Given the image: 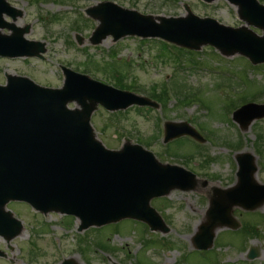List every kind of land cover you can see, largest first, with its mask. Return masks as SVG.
Returning <instances> with one entry per match:
<instances>
[{
	"label": "rangeland",
	"instance_id": "374dc122",
	"mask_svg": "<svg viewBox=\"0 0 264 264\" xmlns=\"http://www.w3.org/2000/svg\"><path fill=\"white\" fill-rule=\"evenodd\" d=\"M7 1L22 11L14 23L20 27L29 25L24 37L45 43L46 51L44 62L37 58L0 59L1 84L6 74H12L29 76L44 86L60 87L63 81L60 65H66L74 70L78 67L79 72L103 82H106L102 78L104 75L107 78L125 76L122 84L141 86V92L137 93L142 95L152 93L151 89L162 95L161 84L168 80L175 86L177 82L183 86L178 97L181 101L184 95L198 91L194 100L197 104L177 106L170 101L163 110L159 106L152 111L143 109L140 113L130 108L125 114H110L98 107L91 117L95 135L106 147L118 149L125 138H129L132 143L153 151L159 161L194 172L197 184L192 190L174 189L163 198L151 200V205L169 227L163 234L150 232L131 219L77 232L78 221L74 218L71 221L70 217L54 212L43 215L25 203H9L7 207L22 221L23 229L10 241L0 236V251L3 252L0 264H60L63 259H72L75 264H211L216 259V264H264V203L250 214L240 208L231 210L239 223L257 226L254 235L247 240L242 230L234 232L218 227L208 251L192 250L191 244L197 227L205 220L210 194L215 188H226L236 182V152L250 151L257 156L256 179L264 185V119L253 121L245 131L231 121L232 112L241 103L247 100L264 102V64L251 66L238 54L223 56L209 46L182 52V61L172 60L158 56V44H143L137 37H124L117 42L107 37L93 45L89 37L98 21L84 13L87 7L112 1L143 14L177 17L186 15L184 5H188L199 17H213L231 27L246 26L236 9L225 0L211 3L202 0ZM73 22H77V26ZM70 24L77 31H73ZM2 32L8 33L7 30ZM76 34L81 37L80 43ZM114 50L116 53L112 55ZM86 61H91L88 66L99 71L94 69L95 74L83 72ZM156 118L161 120V128L165 120L199 123L208 132L206 142L200 147L182 137L167 145L165 152L162 132L159 141L156 140ZM232 143L239 146L227 145ZM142 237L163 239L165 245H158L153 239L149 243L155 245L147 246ZM215 243L217 248L212 249ZM249 248L257 252L252 260L246 258Z\"/></svg>",
	"mask_w": 264,
	"mask_h": 264
},
{
	"label": "water",
	"instance_id": "95a60500",
	"mask_svg": "<svg viewBox=\"0 0 264 264\" xmlns=\"http://www.w3.org/2000/svg\"><path fill=\"white\" fill-rule=\"evenodd\" d=\"M229 1L239 6L240 17L246 23L264 30V8L255 0ZM0 3L5 5L3 11L15 12L3 0ZM100 6L104 8L88 9L100 21L91 38L93 43L109 34L114 40L127 34L160 36L190 48L209 43L227 55L239 52L253 63L264 61V36L245 27L231 30L213 19H199L189 10L186 18L158 17L157 23L152 16L111 3ZM16 32L18 36H0V53L6 54L9 47L18 55L42 50L24 42L19 29ZM67 79L66 87L60 90L42 88L14 76L9 77L8 85L0 86V234L9 239L21 229V223L4 210L10 199L26 200L43 212L73 214L81 220V228L125 217L160 226V217L149 206V200L175 187L192 188L194 175L177 166L159 164L138 145L106 149L89 125L95 104L101 102L115 109L145 101L71 72ZM71 100H76L81 109H67L66 102ZM261 117L264 105L247 104L234 113L243 129ZM174 126L166 124V140L186 133L202 141L192 129L176 130ZM236 158L238 182L231 188L214 191L207 220L199 227L196 247L211 246L218 225L237 227L231 217L233 206L254 209L264 202V187L254 178V157L242 153ZM63 264L73 263L66 260Z\"/></svg>",
	"mask_w": 264,
	"mask_h": 264
},
{
	"label": "trees",
	"instance_id": "16d2710c",
	"mask_svg": "<svg viewBox=\"0 0 264 264\" xmlns=\"http://www.w3.org/2000/svg\"><path fill=\"white\" fill-rule=\"evenodd\" d=\"M118 80H121V78H119Z\"/></svg>",
	"mask_w": 264,
	"mask_h": 264
}]
</instances>
